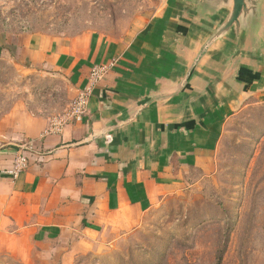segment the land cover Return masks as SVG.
Instances as JSON below:
<instances>
[{"label":"crops","instance_id":"obj_1","mask_svg":"<svg viewBox=\"0 0 264 264\" xmlns=\"http://www.w3.org/2000/svg\"><path fill=\"white\" fill-rule=\"evenodd\" d=\"M229 11L162 0L119 38L15 34L17 57L67 77L76 95L94 65H115L82 121L33 115L0 148V247L53 245L68 260L139 226L176 186L177 161L206 167L227 122L264 97V0L201 53Z\"/></svg>","mask_w":264,"mask_h":264},{"label":"rangeland","instance_id":"obj_2","mask_svg":"<svg viewBox=\"0 0 264 264\" xmlns=\"http://www.w3.org/2000/svg\"><path fill=\"white\" fill-rule=\"evenodd\" d=\"M161 3L0 0V148L10 145L30 116L63 119L76 95L67 77L19 59L15 34L57 38L96 32L119 38L137 14L151 13ZM214 152L205 168L177 161L176 186L139 226L114 232L109 241L101 238L96 249L63 260L64 249L52 250L53 245L1 244L0 264H264V97L250 99L227 122Z\"/></svg>","mask_w":264,"mask_h":264},{"label":"water","instance_id":"obj_3","mask_svg":"<svg viewBox=\"0 0 264 264\" xmlns=\"http://www.w3.org/2000/svg\"><path fill=\"white\" fill-rule=\"evenodd\" d=\"M202 12L205 10H216L222 6H230V11L226 19L219 25L217 30L204 45L201 53H204L209 46L217 39L227 35L231 30L240 32L243 23L249 16L257 15L260 0H193Z\"/></svg>","mask_w":264,"mask_h":264},{"label":"built area","instance_id":"obj_4","mask_svg":"<svg viewBox=\"0 0 264 264\" xmlns=\"http://www.w3.org/2000/svg\"><path fill=\"white\" fill-rule=\"evenodd\" d=\"M115 65V61L110 63H102L94 65L89 73L86 84L78 91L74 97L68 114L59 121H55L56 125L61 127L69 121H82L88 113L90 99L94 93L96 86L104 79L109 70ZM26 156L20 154L17 157L16 169H22L26 164Z\"/></svg>","mask_w":264,"mask_h":264}]
</instances>
